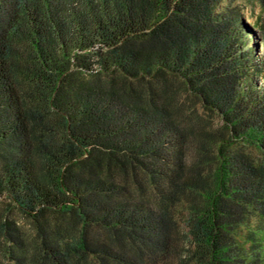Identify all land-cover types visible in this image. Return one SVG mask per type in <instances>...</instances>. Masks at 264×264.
Segmentation results:
<instances>
[{"label":"trees","instance_id":"16d2710c","mask_svg":"<svg viewBox=\"0 0 264 264\" xmlns=\"http://www.w3.org/2000/svg\"><path fill=\"white\" fill-rule=\"evenodd\" d=\"M232 1L0 0V264H264V11Z\"/></svg>","mask_w":264,"mask_h":264},{"label":"rangeland","instance_id":"374dc122","mask_svg":"<svg viewBox=\"0 0 264 264\" xmlns=\"http://www.w3.org/2000/svg\"><path fill=\"white\" fill-rule=\"evenodd\" d=\"M225 2L226 1H223L222 3ZM232 2L233 4L238 5L239 8L243 11L244 15L248 17L247 21H253L254 15H258L260 13H263L264 11L263 8H261L258 0H233ZM197 109L201 114L208 116L206 111L199 105H197Z\"/></svg>","mask_w":264,"mask_h":264}]
</instances>
